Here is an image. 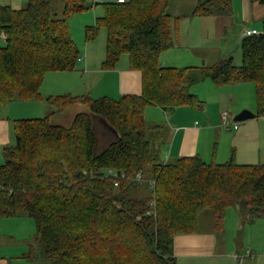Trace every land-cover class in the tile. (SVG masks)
<instances>
[{
	"label": "trees",
	"instance_id": "16d2710c",
	"mask_svg": "<svg viewBox=\"0 0 264 264\" xmlns=\"http://www.w3.org/2000/svg\"><path fill=\"white\" fill-rule=\"evenodd\" d=\"M63 4L57 18L53 2ZM264 5V0H255ZM171 0L103 3V16L89 29L106 31L103 70L122 56L141 74L140 95L114 101L89 95L49 96L56 110L44 118L12 122L14 144L2 149L0 218L34 221V240L51 264H177L173 240L200 232L199 217L212 210L222 232L228 209L253 223L264 218V164H207L197 156L162 159L167 129L148 125L145 109H201L191 88L208 79L216 87L248 83L255 89V117H264L263 32L241 41L242 62L231 57L212 66L163 67L160 55L174 46L182 17L168 13ZM230 0H197L190 17L224 16ZM86 0H28L22 9L0 6V107L16 100H41L50 72L76 67L80 52L68 19L87 10ZM81 104L70 126L52 119ZM93 118L117 136L98 147ZM100 129V128H99ZM111 171V173H109ZM140 174V186L135 180ZM154 182L151 189L148 182ZM145 186V193L139 194ZM138 193H137V192ZM156 198L155 216L148 215ZM30 259L32 257L27 255Z\"/></svg>",
	"mask_w": 264,
	"mask_h": 264
},
{
	"label": "crops",
	"instance_id": "0c3cea01",
	"mask_svg": "<svg viewBox=\"0 0 264 264\" xmlns=\"http://www.w3.org/2000/svg\"><path fill=\"white\" fill-rule=\"evenodd\" d=\"M107 1H96L94 15L91 16L92 19L85 18L88 21L83 22V27L91 26L95 19L103 16L101 6L103 3H123L128 0ZM182 1L194 6L197 2L171 0L168 8ZM230 2L229 12L224 16L190 17L193 10L187 14L179 11L171 14L182 19L179 22L174 46L160 55L161 66L174 68L212 66L228 57L232 58L235 66H240L241 41L244 38L242 34L245 30H255L258 34L263 32L264 5L255 0ZM97 8H100L101 12L98 13ZM93 16L96 17L94 20ZM82 51L81 73H85L89 81L99 88L93 98L102 97L103 93L100 92L103 90L108 91L105 95L110 98L115 95L122 97L141 94V74L129 68L127 56H122L113 69L103 70L101 68L105 59L103 41L89 42L83 46ZM110 85L113 86L111 90ZM191 93L204 102L201 109L180 107L171 113L153 105H148L145 109V119L155 122L154 124L164 125L167 129L164 160L197 156L207 164H223L230 160L242 165L264 164V117H255V89L252 84L241 83L218 88L206 79L194 85ZM9 104L11 102L6 105ZM79 109L86 112L83 106ZM243 110H249L254 114V118L242 122L234 121L233 118ZM223 111L227 112V125L222 122ZM4 114L0 112V155L5 146L14 144L12 122L18 116L16 113ZM93 121L98 128V147L104 148L113 139L114 133L102 120L93 118ZM15 219L17 218L5 221L0 218V264H18L25 260L29 264H38L37 255L32 254L34 246L29 243L30 240L36 243L33 224L9 222L17 221ZM224 222H236L237 227H240L242 223L264 222V218L248 223L245 215L236 209H228ZM200 232L178 235L174 238L173 254L177 264H236L235 256L244 253L245 249L233 250L226 242L224 246H220L213 231L201 232L202 234ZM39 250L38 248L37 253L41 257ZM253 254L250 251L244 259L252 258ZM27 255L32 257L29 259Z\"/></svg>",
	"mask_w": 264,
	"mask_h": 264
},
{
	"label": "rangeland",
	"instance_id": "374dc122",
	"mask_svg": "<svg viewBox=\"0 0 264 264\" xmlns=\"http://www.w3.org/2000/svg\"><path fill=\"white\" fill-rule=\"evenodd\" d=\"M27 1L28 0H0V6L7 5V6H10L12 9L13 8L22 9L23 7H25V4L27 3ZM96 1L97 0H86V2L88 3L90 7L87 10H84L82 12L76 13L75 15L71 16L67 21L71 38L73 39L74 43L79 49V52L81 53L79 62L77 63L74 70L67 71V72L47 73L44 76L45 80L43 79L44 84L42 83V86L40 88L41 100H31V101L16 100L14 102H11V104L6 105V107L1 108L0 112H2V114L5 113L4 115H8L7 113H9L10 115L11 113H16L18 115L17 119L44 118L56 110L55 106H51L47 104V102L45 101V98L49 96H59V95H64V94H69L72 96H78V95H89L90 96L91 94L90 97L93 98L94 95H96L95 91L98 90L99 88L96 87L95 84H92L91 81H89V77H87L85 73L84 74L81 73L82 69L80 66L82 65V63L80 62L82 60L81 57L83 56L82 49L85 44L89 42H93V41L94 42L103 41L105 48H106L105 29L100 28L93 38L88 36L89 29L91 27H94L95 25L96 17L94 18L93 16V20L94 19L95 20L93 21V24H91V26L86 25L83 27V22L88 21V19H85V18H91V16L94 15L95 7L97 5ZM114 1L116 0H108L107 2H114ZM52 7L56 12L57 18H61L62 8H63L62 2L55 1L53 2ZM194 7H195L194 4L190 5L189 2L187 1H184V2L182 1L181 3L177 2V3L172 4V6L168 8V13L174 14L175 12L179 11V13L187 14V13H190V11L194 9ZM97 12L98 13L101 12V9L97 8ZM4 46H5V39L0 33V48ZM112 88L113 86L110 85V90ZM105 92H108V91L103 90L100 92V93H103L102 97H107L114 101L120 99V97H118L117 95H115V97L110 98L105 95ZM110 93L112 92L110 91ZM99 98H101V96ZM94 99H98V98H94ZM255 105H256V100H255ZM82 106L83 105L78 104V105H75L73 107L66 109L65 111H63V113H58L52 119V122L54 124L61 125L64 127L70 126L75 115L83 112L82 109H79L80 107L82 108ZM255 110H256V106H255ZM146 122L148 125H154L155 123L149 119H146ZM163 150L165 151V147H163ZM164 155L165 154H162L163 160L165 159ZM4 162L5 161H4L3 154H2L0 155V165H3ZM137 184L142 186L147 183L139 182ZM143 193H145V186H143L141 188V191L139 192V194H143ZM151 201L156 204L155 197H153ZM154 214H155V207H154ZM4 220L8 221L6 219ZM15 220L17 221H9V222H31L33 224V231L35 234L34 221L32 219L26 216H22V217H18ZM215 221L216 219H215V216L212 210L203 211L199 217L200 231L202 233H205L207 231L209 232L213 231V233L216 235L218 239L220 246H224L223 244L226 242L227 246L228 247L231 246L233 250H238V249L244 250L245 249L243 251L245 253L249 249L254 254L253 256H251L252 258L248 257L244 259V264H264V222H255L254 224L242 223L240 227L239 226L237 227L236 222H223L222 224L223 231L216 232L214 228ZM29 243L32 246H34L33 247L34 250L32 251V254L34 256L37 255V258H36L37 262L39 259L38 264H51L48 259L43 258V256L41 257L38 256L37 249L38 248L40 249L38 244L33 243L31 240L29 241ZM18 264H29V263L27 260H25L23 262L21 261V263H18Z\"/></svg>",
	"mask_w": 264,
	"mask_h": 264
},
{
	"label": "built area",
	"instance_id": "2783aa9c",
	"mask_svg": "<svg viewBox=\"0 0 264 264\" xmlns=\"http://www.w3.org/2000/svg\"><path fill=\"white\" fill-rule=\"evenodd\" d=\"M242 35H243V37H249V36H252V35H258V33L255 30H245ZM221 118H222L223 124L227 125L228 124V122H227V112L223 111L221 113ZM235 128H236V126H235ZM109 173H111V171H109ZM135 180L137 182H143V179H142L140 174L136 175ZM149 186L152 189L154 187V182L153 181H149ZM154 207H155V203L151 201L150 210L147 213L148 215H154ZM249 254H250V251L247 250L243 254L236 255L235 256L236 264H244V257L248 256Z\"/></svg>",
	"mask_w": 264,
	"mask_h": 264
},
{
	"label": "water",
	"instance_id": "95a60500",
	"mask_svg": "<svg viewBox=\"0 0 264 264\" xmlns=\"http://www.w3.org/2000/svg\"><path fill=\"white\" fill-rule=\"evenodd\" d=\"M254 118V114L251 113L250 111L247 110H243L242 112H240L239 114H237L233 120L236 122H242V121H246L248 119ZM111 128V127H110ZM111 130L113 131V133L115 134V136H117V133L114 129L111 128Z\"/></svg>",
	"mask_w": 264,
	"mask_h": 264
}]
</instances>
